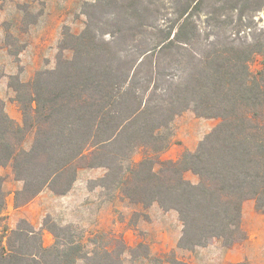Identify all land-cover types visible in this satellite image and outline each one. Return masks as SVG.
Instances as JSON below:
<instances>
[{
	"label": "trees",
	"instance_id": "trees-1",
	"mask_svg": "<svg viewBox=\"0 0 264 264\" xmlns=\"http://www.w3.org/2000/svg\"><path fill=\"white\" fill-rule=\"evenodd\" d=\"M166 1L169 19L152 2L97 0L96 22L110 14L116 28L96 29L97 35L89 17V27L69 37L70 58L60 55L53 69L19 83L12 100L21 123L0 99V169L9 166L22 183L14 208L45 189L65 195L80 168H103L101 188L130 204L177 213L178 249L213 240L231 248L247 238L243 203L251 200L264 211V32L241 41L240 29L218 28L227 23L221 17L236 13L239 27L252 32L249 20L264 14V0ZM257 56L260 68L252 71ZM185 111L217 123L193 152L163 159L169 126ZM136 151L138 161L132 159ZM3 184L0 174V264H122L129 247L121 237L113 246L100 245L96 235L84 239L72 226L46 219L42 226L53 242L45 246L41 230L25 222L11 229ZM148 259L190 264L173 251Z\"/></svg>",
	"mask_w": 264,
	"mask_h": 264
},
{
	"label": "rangeland",
	"instance_id": "rangeland-1",
	"mask_svg": "<svg viewBox=\"0 0 264 264\" xmlns=\"http://www.w3.org/2000/svg\"><path fill=\"white\" fill-rule=\"evenodd\" d=\"M96 2L97 0H0V99L11 118L19 117L18 123H21V112L12 100L15 96L14 89L19 83L28 81L35 72L53 69L58 56H72L69 37L80 34L89 27V17H98L99 10L92 7ZM149 2H152L151 8L164 7L163 18H170L166 0H143L145 5ZM252 16L249 20L252 32L239 27L236 13L221 17L220 21L227 23L218 29H240L237 38L246 41L249 33L264 32V14L259 12ZM203 22L204 18H201L199 26L206 29ZM92 23L94 25H90V29H94L97 35L96 29L106 32L116 28L110 14L103 15L100 22H96L94 18ZM103 39L109 40L108 35ZM260 62L261 57H255L250 63V69L258 70ZM216 123L215 119L198 117L191 111L183 112L169 126L170 145L162 152L161 157L176 160L186 144L202 140ZM30 143L31 138L28 137L23 147L28 148ZM140 158L141 152L136 151L132 159L138 161ZM0 174L4 178L5 214L9 227L15 229L19 223L25 222L35 230H41L45 246L53 242L51 234L42 226L49 219L62 227L72 226L75 234L84 239H92L96 235L100 245L113 246L114 238L121 237L129 247L122 255V264H153L148 257H162L170 251L190 264H223L224 247L220 240H213L192 251L170 248L181 234L182 225L177 213L162 211L157 204L147 208L130 204L120 199L113 189L101 188L100 178L105 174L103 168H80L72 188L65 195L57 196L45 189L19 209L13 206V195L22 183L14 179L9 166L1 168ZM184 176L192 183L197 182V177L190 172ZM92 247L88 245L89 249Z\"/></svg>",
	"mask_w": 264,
	"mask_h": 264
},
{
	"label": "crops",
	"instance_id": "crops-1",
	"mask_svg": "<svg viewBox=\"0 0 264 264\" xmlns=\"http://www.w3.org/2000/svg\"><path fill=\"white\" fill-rule=\"evenodd\" d=\"M12 119L18 121L19 117ZM199 140L191 145L186 144L183 150L193 152ZM241 227L247 238L235 243L231 248H224L222 263L264 264V211H256L251 200L243 203ZM177 241L178 239L170 248L177 249Z\"/></svg>",
	"mask_w": 264,
	"mask_h": 264
}]
</instances>
